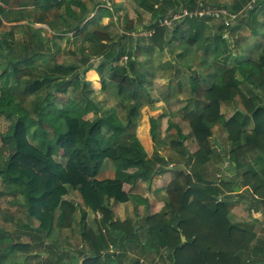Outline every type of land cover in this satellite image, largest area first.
<instances>
[{
  "label": "trees",
  "instance_id": "obj_1",
  "mask_svg": "<svg viewBox=\"0 0 264 264\" xmlns=\"http://www.w3.org/2000/svg\"><path fill=\"white\" fill-rule=\"evenodd\" d=\"M7 1L0 0V117L9 121L7 129L0 132V197H18L8 202L25 210L28 222L22 227L30 240L19 241L0 228V264H13L18 254L25 261L37 255L44 258L42 252L35 251L41 247L48 249L45 259L52 256L60 264H149L141 261L145 253L158 255L152 264H264V224L261 227V221L252 217L234 222L229 217L231 204L236 201L243 203L249 214L251 210L261 211L264 223V168L255 171L249 163L250 159L256 165L264 162V43L260 41L264 39V0L252 2L247 9L250 0H136L139 9L150 12L152 18L181 9L206 11L223 6L240 13L233 20L222 16L186 17L171 28L153 21L141 23L142 30L152 31L148 36L130 35V31L138 32L132 21L125 22V33L120 31L118 38L111 36L105 26L100 30L88 25L80 42L76 38L88 22L103 17L118 22L115 13L124 0H34L39 6L33 4L31 11L25 5L19 11L5 8ZM23 18L27 25L3 23L13 24ZM32 24H45L50 35H44L43 29L35 30ZM241 30L250 32L251 46L242 47L240 39L245 37L239 36ZM17 31L23 37H17ZM141 41L145 42L142 46L138 45ZM49 43L55 51L47 46ZM108 44L110 58L105 52ZM196 48L203 50L204 74L189 61H179L194 59ZM152 49L159 54L165 49L177 53L172 63L157 61V65L153 57L149 61L137 58L135 51L149 56ZM100 54L109 61L107 68L106 62L96 67L102 86L112 90L108 95L125 110L123 116L116 113L115 107L88 99L91 81L84 74L92 68L90 57ZM123 56L127 57L126 63H118ZM214 63L226 69L216 68ZM168 66H175L170 77L183 76L188 87L179 111L189 126L194 147L184 144L180 127L168 119L166 131L175 129L173 135L177 137L171 142L175 148L182 145L181 158L159 155L158 147L165 145L159 127L164 114L150 115L148 131L155 153L146 158L137 143L136 122L142 107H153L158 99L168 104L178 100H167L174 95L172 90L166 97L152 94L157 72H165ZM71 75L73 78L68 79ZM23 83L28 88L21 98L15 90ZM52 83L54 89L49 90ZM178 84L181 88L183 83ZM43 86L48 89L45 95ZM69 86L80 89L81 97L67 95ZM143 94L146 99L139 98ZM26 97L32 98L31 109L24 105ZM218 121L223 124L228 150L219 145L213 150L209 141ZM225 157L235 179L241 186L248 185V190L220 196L215 182L205 181L204 167L213 159L220 162ZM106 159L143 164V169L132 177V191L148 192L150 185L140 182L161 175L164 208L147 212L145 220L143 217L140 221L141 232L139 226L134 230L136 222L112 218L109 201L132 200L136 205L137 199L123 189L121 178H98ZM243 162H248V169H244ZM173 163H183L185 169L168 168ZM257 175L263 182L257 180ZM72 192L79 195L80 202L69 198ZM90 211L99 214L93 218L94 225L87 221ZM31 219L38 225L31 226ZM73 225L77 229L73 233L80 235L82 245L56 248L60 232ZM142 230L145 234L140 238ZM111 247L119 253L107 252ZM77 248L75 255L72 250Z\"/></svg>",
  "mask_w": 264,
  "mask_h": 264
},
{
  "label": "rangeland",
  "instance_id": "obj_2",
  "mask_svg": "<svg viewBox=\"0 0 264 264\" xmlns=\"http://www.w3.org/2000/svg\"><path fill=\"white\" fill-rule=\"evenodd\" d=\"M115 1H116V3H118L119 1H123V0H115ZM220 1L228 2L229 0H220ZM88 3H89V1H88ZM121 3H122V7L120 8V11L115 13L116 17H118V22H114L113 17H103V18L99 19L98 21H95V22L91 21L85 25H84L85 22H83L82 23V26L84 25L83 31H81V33L77 36L76 42H80L85 38L86 35H84V33H86V31H84V30H87L86 28H88L89 26H95L96 28H98L100 30H103V26H105V30L107 32H109L111 34V36L114 35V36H116V38H118V35H120L121 32H124L123 26H124L126 21H132L133 23H135V25L138 28V31H140L139 28L141 26V23H144V24H146L148 22L151 23L154 20L152 18V15L150 14V12H145V11L139 9V7L136 4V0H124V2H121ZM33 4L39 6L38 3H34V0H8L7 4L6 3H5V5L3 4V7L6 8L9 6V7L13 8L14 11H19L18 10L19 7L21 8V6L25 5V8L27 10L31 11V9H33ZM89 5L91 6V3H89ZM261 18H262V16H259L260 20H261ZM3 23L5 26H11V25H16V24H22V25L28 24L26 19H24V18H23V20H20L19 22H13V24H11V22H3ZM30 26L33 27L35 30L43 29L42 33L44 35H46V36L50 35L49 28L45 24H32ZM259 27H260V25H259ZM129 34L135 35V36H142L141 33H138L135 31H130ZM16 36L17 37H23L22 32L17 31ZM239 36L245 37V40L240 39L242 47H244L245 45H249V44H250V46L252 45L251 44L252 39L250 37V32L248 30H241L239 32ZM46 40L47 39L43 37V41H46ZM260 41L262 43H264L263 38L260 39ZM64 43L65 42H63V45H64ZM126 43H127V48L131 47V42H129V40ZM143 44H145V42L141 41V42H139L138 45L142 46ZM262 45H264V44H262ZM47 46H49L52 51H55L52 49V48H55V46L50 45V43ZM108 46H109V48L106 49V51H105L107 53V55L106 54L105 55L108 57L109 56L111 57L112 55H109V54L110 53L112 54V50L110 49L111 47L109 44H108ZM247 49L249 50V48H247ZM42 50H43V52L46 51V49H44V48H41V51ZM196 50H197V52L196 51H194V52H196L197 54L195 55L194 59L189 57V58L181 59L179 61L181 64L182 63L183 64L188 63V61H189V63H191L198 71H201L204 74L205 68H204L203 63H202L203 62L202 61L203 50L198 49V48H196ZM108 51H109V53H108ZM241 51H244V50L241 49ZM135 53H136L137 58L141 61H146V60L149 61L153 57L155 60L152 62L154 63V65H157V61L165 62L166 60H168L172 63L174 61V55L177 53V50L170 52L168 49H165L161 54H159L157 52V50L152 49V52L149 56H148V54H145V56L140 55L141 51H140V53H139V51H135ZM244 54H246L245 51H244ZM126 58H127L126 56L119 58L118 63L125 64ZM50 60L52 62H54L52 59H50ZM1 61H2V59L0 58V62ZM36 63L40 64V60H37ZM105 65L109 66V61H107L105 63ZM213 65L216 68L222 67V69H226L225 66H221L217 63H214ZM174 68H175V66L171 67V68H170V66H168V69L165 72H164V70H161V69L157 72L156 78H155L153 85H152L153 86L152 94L155 96L158 95V96L166 97L167 92L170 93V91L172 90L174 95L170 96V98H168L167 100L169 101L171 98L172 99H178V100L176 102L172 101L168 104V103H166L167 101L158 99L159 102L155 101L153 107L145 106V108L142 107L140 109V116L136 122V125H137L136 137L138 139L137 143H139V146H143L144 151H145V152L142 151L140 153L143 154V156H146V158L153 156L155 153L154 152V145H153V142L151 140L149 133H148V136L143 135V133H142L143 127H145V128H143V131L149 132L148 131L149 125L147 123V119L150 115H154L156 117L160 114H164V116L160 119L159 127H160V130H162L161 131V137L165 138V145L158 147V154L159 155L164 156L165 158L166 157H173V156H176L177 158L178 157L181 158L179 150L182 149V145L175 148V146L173 147V144L171 142L172 138L176 139L175 137H177L176 135H173V131L175 129H173L171 127L172 129H170L169 131H166L168 119L172 123H175L180 127L181 135L185 136L184 144L190 149H192L194 147L193 138L190 136L189 126L186 122L182 121L181 116H180L181 112L179 111V107L183 105V99L186 98L185 90H187L188 87H187L186 82L182 79L183 76H178L175 79L170 77L171 74H173V71L175 73V70H173ZM79 71H80V69H79ZM106 71L107 70L105 69V72H104L105 75H106ZM187 73H188V70L184 69V74H187ZM86 75H87V78H89V79L91 78L90 73H87ZM237 77H239L238 74H237ZM72 78L73 77L71 75L68 79H72ZM178 79L181 82V84L183 83L181 88L179 87ZM90 81H91V84L89 86V90H90L89 97L90 98H88V99H93L95 102H104L105 106L115 107L116 113H118L119 116H123L124 115L123 113L125 112V110L124 109L121 110L119 108L118 102L116 100L110 98L109 95H110V92L112 90L110 88H107V89H105V87L103 88L101 76L99 75L98 79H96V78H93L92 80L90 79ZM106 84H107V82H106ZM26 88H28V87L26 85H24V83L22 84V86L20 85L15 90L16 95L18 97L22 98L24 96V93L26 92ZM53 89H54V84L52 83V86L50 87L49 90H53ZM67 89H68L67 95H73L77 98L81 97L79 94L80 89L74 90L71 86H69ZM47 90L48 89L46 88V86H43L42 91H43L44 95H45ZM1 95H2V84L0 83V96ZM139 98L146 99L144 94L141 95ZM25 99H26L24 102L25 107L28 109H31L32 108V103H31L32 98L30 99V98L26 97ZM230 109H232V108H230ZM50 112H52V114L55 113V109H51ZM229 114L230 113L227 112V116ZM32 116H34V113H32ZM8 125H9V121L0 117V132L6 130ZM44 126L46 128H49L47 126L46 122L44 123ZM246 127L249 128L250 125H246ZM30 140H31V138H30ZM209 141L213 146V148H212L213 150H216L217 145L228 150L229 142L226 139V134L223 130L222 122L218 121L216 123V125L213 127V135L210 136ZM225 158H224V160H225ZM169 160L170 159L168 158V161ZM224 160H221L220 162H216L213 159V161L209 162L204 167V171L205 170L207 171L210 178L217 177L216 174L219 172L222 175L223 174L228 175L229 173H227V172H232L233 167H231L230 163L227 161L228 160L227 158H226V161H224ZM165 162H167V160ZM159 163L163 167L166 165V164H164V162L163 163L159 162ZM249 163L255 171H259L260 168H264V162L261 165H256L250 159ZM1 164H2V161L0 160V165ZM243 164L244 165L246 164L244 166V169L249 168L248 162L247 163L243 162ZM180 166L182 167V164H180L179 166H177V165L172 166V164H171L168 166V168L173 167L175 169L176 167H178L177 169H180ZM143 167H144L143 164L142 165L141 164H134L132 162H129V161H126L123 159H119V160H115V161H111V160L106 159L104 161L103 167L99 173V179L101 177H104V176H105L104 178L116 177L117 174H121V175L126 174V176H128L131 179L133 177V174L138 173V171L142 170ZM227 177H229V176H227ZM153 178H155V176ZM151 180L154 181V179H151ZM124 181H127V180L124 178ZM138 186H139V184H138ZM0 189L1 190L3 189L1 182H0ZM125 189H126V191H129V192H136V191H132L130 186L129 187L125 186ZM135 189H137V188H135ZM136 193L138 195L142 196V198L146 199V203L145 202H143V203H145L148 206L145 207L144 213L140 212L138 207L136 208L133 206L132 200H130L126 204L115 202V201H111V202L109 201L111 210L115 211L117 213V215L119 217H121L122 219H125V217H123L121 215L126 216L127 214H130V216H132L135 220H138V222H136V224L134 225L135 231L137 229L135 227H138V226H139V228L141 227L142 223H140V221H142L143 214L146 215L147 212L149 211V209L152 207L147 202L155 201V198H153L150 194L147 195L146 197H143V194H145V192L141 193L140 191H138ZM163 195H164V193H163ZM17 198L18 197L13 196V194H8V195H4V196L0 197V228H5L6 230H8L13 235V237H16L17 240L22 241V242H28L30 240V238L27 234H25L23 232L24 229L22 227V225L24 223L28 222V219H27L26 214H25V210L23 208H19V207L15 206V204L11 205L8 202L10 200L17 199ZM69 198L70 199L71 198L72 199L73 198H79V195L76 194L75 192H72ZM79 200H80V198L78 199V202H80ZM137 201H143V200L142 199L140 200L139 198H137ZM141 206H144V204H141ZM235 206H236V208H235ZM132 208H134L137 213H134ZM156 210L157 209H154V211H156ZM229 213H231L234 216H238V214H239L240 217L237 218L238 220H242L243 218H246L248 216V212H247V210H245L244 204L241 202H236V201H234L231 204ZM88 216H89L88 217L89 222H92V224L94 225V219L93 218L95 217V214L90 211L88 213ZM256 219H258V218H256ZM144 220H145V217H144ZM131 221H133V220H131ZM29 223L33 227L38 225V221H36L35 219H31L29 221ZM76 230L77 229H76L75 225H73V227L70 228L69 230H67V229L62 230L59 234L60 241L58 239L57 243L58 242L59 243H58V245H56V248L64 249V247H67L69 249L70 247L74 248V246L78 247L79 245H82L80 235L78 234V238H77L76 237L77 233H73V231L76 232ZM139 232H141V228H140ZM142 232H143V230H142ZM17 234H19V235L17 236ZM143 234H145V233L143 232V233L138 234V235L140 238H142ZM53 237H54V235H53ZM75 238H77L79 240V242H75ZM64 244H65V246H64ZM79 249L81 250L83 248L79 247ZM117 250L118 249L115 247L112 250L107 251V252H115V253L118 252L119 253L120 250L119 251H117ZM35 251L36 252H42L44 258L37 255L36 257L35 256H34V258L30 257L28 260L25 261L23 258L24 256L22 254H18L17 258L13 264H50L52 260L54 261L53 264H56V263L60 264L58 261H55V259L52 258V256H51L50 260H49V258L45 259V257L47 256L46 253L48 252V249L41 247V248H37ZM64 252L69 253L68 251H64ZM70 252H71V250H70ZM72 252L75 253V255L78 254V248L73 249ZM138 253H140V252L138 251ZM145 254H146V256L145 255L140 256V258L142 257L141 261L147 262L149 264H152V263H150V262H152L151 261L152 259L154 262L158 258V255H155V254H152L151 257L149 256L150 253L149 254L145 253ZM127 255H128V253H127ZM130 256L135 257L136 255L130 254ZM126 260L127 259L125 257V261ZM128 262L129 261L127 260L126 263H128Z\"/></svg>",
  "mask_w": 264,
  "mask_h": 264
},
{
  "label": "crops",
  "instance_id": "obj_3",
  "mask_svg": "<svg viewBox=\"0 0 264 264\" xmlns=\"http://www.w3.org/2000/svg\"><path fill=\"white\" fill-rule=\"evenodd\" d=\"M135 24V23H134ZM140 30L142 29V26H140V28H139ZM137 30H138V28H137ZM127 40V39H126ZM129 40V39H128ZM136 40V38H133V41H135ZM129 42H131L130 40H129ZM106 61H104V59H103V57H102V55L100 54L99 56H92V57H90V59H89V61H88V63H89V65H92V68L91 69H88L86 72H85V74L84 75H86L87 73H90V79L92 80L93 78H96V79H98L99 78V73H98V71H97V69H96V67H98L99 65H101V64H103V63H105ZM107 66L108 65H106L105 67L107 68ZM103 70H104V72H105V68H103ZM86 78H87V75H86ZM88 80H90L89 78H87ZM154 116V115H153ZM143 128H145V127H143ZM143 128H142V133H143V135H147L148 136V133L149 132H147V131H143ZM141 133V134H142ZM137 138V137H136ZM137 141H138V139H137ZM141 147V149L144 151V148H143V146H140ZM145 152V151H144ZM224 161H226V158H225V160ZM173 162H175V161H173ZM180 164H182V167L180 166V170H182V169H185V165H183V163H173L172 164V166H174V165H177V166H179ZM171 165V164H170ZM178 168V167H177ZM227 173H229L228 175H222L220 172L219 173H217L216 174V176L217 177H214V178H210L209 177V175H208V173H207V175L205 176V181H209L210 179V181H214L215 183V185L217 186V188L219 189V192H220V196L221 195H223V194H230V193H234V194H237V193H240V192H244V191H246V190H248L249 189V186L248 185H240L239 184V182L235 179V174H234V172L232 171V172H227ZM233 174V179H231V175ZM135 174V173H134ZM134 174H133V176H134ZM121 174H117L116 176L117 177H119V178H121L122 179V181H123V189L126 191V189H125V186H127V187H129L130 185H131V182H132V178L130 179L128 176H126V174L125 175H121ZM224 176V177H223ZM227 176H229V177H227ZM105 177V176H104ZM104 177H101L100 179H104ZM154 177V176H153ZM227 177V178H226ZM98 178H99V175H98ZM108 178V177H107ZM124 178L127 180V181H124ZM161 178V175H155V178H153L154 179V181L153 180H143L142 182H140V184L142 183V185H146V186H148V185H150V190L147 192H145V194H143V197H146L147 195H151L153 198H155V201H149V202H147V203H149L150 204V206H152L150 209H149V211L150 210H154V209H157L156 211H159V210H163V208H164V195H163V193H164V191H163V183L162 182H160L159 181V179ZM235 179V180H234ZM257 180L259 181V182H263L262 181V178H261V176L260 175H257ZM236 188H238V190L237 191H235V189ZM131 195L134 197L135 196V198L134 199H137L138 197H141L142 198V196H140V195H138L136 192H131ZM70 197V196H69ZM72 199V198H71ZM78 199L79 198H73L72 200H73V202L74 203H78ZM234 200H236V197L235 198H233ZM142 200L143 201H135L136 202V205H134V203L132 202V204H133V206L134 207H138V209H139V211L140 212H143L144 213V210H145V207L146 206H148V205H146L145 203H146V199L145 198H142ZM111 202V201H110ZM143 202H145V203H143ZM126 203H128V202H126ZM126 203H124V204H126ZM141 204H144V206H141ZM162 204V205H161ZM109 205H110V203H109ZM158 206V207H157ZM235 208H236V206H235ZM132 210H133V212L134 213H137L136 212V210L134 209V208H132ZM238 210V209H237ZM113 212V216H112V218H113V220L114 221H121V222H123V221H129L130 223H132V224H134L135 222H138V220H135L132 216H130V214H127L126 216H124V215H121V216H123V217H125V219H122L121 217H119L118 215H117V213L115 212V211H112ZM253 214V215H252ZM145 215L143 214V217H144ZM89 217V216H88ZM143 217H142V219H143ZM229 217H230V220H231V222H234V221H243V220H247V218H249V217H252V219H256V218H258L257 220H259V221H261V227L263 226V224L264 223H262V220H263V215H262V213H261V211H255V210H251V212H250V214L248 213V216L246 217V218H243L242 220H238L237 218H239L240 217V215L238 214V216H234V215H232L231 213H229ZM119 218V219H118ZM131 220H133V221H131ZM87 221H89V218H88V220ZM123 227H126L127 228V226L126 225H124ZM136 228H138V227H136ZM77 231V230H76ZM115 234H117L116 232H115ZM76 237L78 238V235H76ZM77 238H75V242H77L78 241V239ZM111 245V244H110ZM64 246H65V244H64ZM126 246V245H125ZM65 248H67V247H65ZM113 248H115V247H112V249ZM117 251H119V250H117ZM118 253V252H117ZM131 254H133V253H131ZM72 256H74V254H72ZM137 256V255H136ZM141 256H144V255H141ZM79 260H80V258H79ZM127 261V260H126ZM113 263V262H112ZM112 263H109V264H112Z\"/></svg>",
  "mask_w": 264,
  "mask_h": 264
},
{
  "label": "built area",
  "instance_id": "obj_4",
  "mask_svg": "<svg viewBox=\"0 0 264 264\" xmlns=\"http://www.w3.org/2000/svg\"><path fill=\"white\" fill-rule=\"evenodd\" d=\"M221 13L226 14V16L228 15V13L225 10H222ZM219 14H220V12H216V11L215 12H209V11H205V10L195 9V10L190 12V11H187L186 9H181L180 12H178V13H172L169 15H158L157 18L155 19V22H158L159 25H161V26L171 28L175 22H179L186 17H188V18H191L192 16L200 17V16H204V15L219 16ZM226 16L224 18L226 20H228V18H226ZM138 32L141 33L142 35H145V36H148L152 33L151 30H149V31L140 30Z\"/></svg>",
  "mask_w": 264,
  "mask_h": 264
},
{
  "label": "clouds",
  "instance_id": "obj_5",
  "mask_svg": "<svg viewBox=\"0 0 264 264\" xmlns=\"http://www.w3.org/2000/svg\"><path fill=\"white\" fill-rule=\"evenodd\" d=\"M254 1H256V0H250V2L245 6V8L247 9V8H250V6H251V3L252 2H254ZM222 10H225L227 13H228V15L226 16V14H223V13H221V11ZM206 11H209V12H220V14H219V16H215V15H204V16H211V17H221L222 16V19H224V17L226 16V17H229L228 19H230V20H233V19H235L236 18V16H237V14L238 13H240V12H238V13H233V12H231L227 7H220L219 9H212V8H208ZM169 14H172L171 12H168L167 14H165V15H169ZM154 20H153V22H155V19L156 18H153ZM149 23V22H148ZM148 23H146V25H148ZM225 23V22H224ZM226 24V23H225ZM142 26V25H141ZM142 29H143V26H142ZM141 29V30H142ZM146 31H149V30H146ZM226 36H228L227 34H226ZM96 215V217H99V214L98 213H96L95 214ZM60 241V240H59ZM109 250H112V247L109 249Z\"/></svg>",
  "mask_w": 264,
  "mask_h": 264
},
{
  "label": "water",
  "instance_id": "obj_6",
  "mask_svg": "<svg viewBox=\"0 0 264 264\" xmlns=\"http://www.w3.org/2000/svg\"><path fill=\"white\" fill-rule=\"evenodd\" d=\"M231 174H232V173H231ZM233 177H234V176H233V174H232V175H231V179H233ZM237 190H238V188L235 189V191H237ZM135 228H136V227H135ZM182 240H184V237H182Z\"/></svg>",
  "mask_w": 264,
  "mask_h": 264
}]
</instances>
